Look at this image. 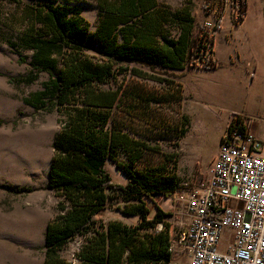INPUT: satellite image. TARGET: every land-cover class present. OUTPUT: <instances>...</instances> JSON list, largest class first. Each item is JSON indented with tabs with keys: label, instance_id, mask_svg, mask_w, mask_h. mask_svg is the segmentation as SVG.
Listing matches in <instances>:
<instances>
[{
	"label": "trees",
	"instance_id": "16d2710c",
	"mask_svg": "<svg viewBox=\"0 0 264 264\" xmlns=\"http://www.w3.org/2000/svg\"><path fill=\"white\" fill-rule=\"evenodd\" d=\"M11 1L16 4L12 19L26 25L22 36L33 51V68L52 75L46 82L48 102L40 105L64 116L52 143L47 188L59 200L46 226L43 264H168L171 212L163 210L157 198L172 197L176 190L179 178L173 168L178 154L170 153L166 164L145 161L144 155L155 147L133 122L144 121L141 113L153 111L150 104L161 98L140 85L125 90L118 75L168 82L181 104L180 82L165 76H179L177 72L193 64L195 50L207 48L192 39L193 0L177 7L164 0H94L99 16L93 33L80 6L60 5L57 0ZM39 23L50 36L41 34ZM168 26L177 29L176 37L170 36ZM89 48L100 57L89 54ZM113 80L116 85H110ZM122 113L128 124L120 118ZM190 123L184 115L176 136H185ZM179 138L172 142L175 149ZM108 161L125 174L126 184L113 181ZM118 196L125 202L122 212L138 216L136 224L103 221L100 213ZM78 237L83 240L74 259L63 257L61 250Z\"/></svg>",
	"mask_w": 264,
	"mask_h": 264
},
{
	"label": "rangeland",
	"instance_id": "374dc122",
	"mask_svg": "<svg viewBox=\"0 0 264 264\" xmlns=\"http://www.w3.org/2000/svg\"><path fill=\"white\" fill-rule=\"evenodd\" d=\"M164 1L177 7L184 0ZM253 2L254 0H193L192 15L195 26L192 39L194 43L197 41L196 46L201 44L207 48L201 52L200 48L198 51L195 50L198 55L201 54V59L194 55L191 59L193 64L189 67L213 69L221 65L215 43L224 7L231 10L232 23H238L253 6ZM57 3L72 8L82 7L81 16L87 21L89 31L95 32L99 11L94 0H57ZM254 6L262 9L264 18V0H258ZM15 10V2L0 0V264H43L46 226L56 215L59 200V197L47 188L53 155L52 143L64 116L56 109H47L48 107L40 105L41 101L48 102L46 82L52 75L47 71L39 72L33 68L31 64L33 51L22 36L26 25L21 26L12 19ZM41 27L39 23L38 28L41 29L43 36L51 35L49 30ZM168 27L170 36L176 37L177 29ZM222 34L225 38H230L228 32ZM87 52L100 57L94 48H89ZM56 57L60 58L59 55ZM203 57L206 59L201 62L204 60ZM238 63L237 61V65ZM240 65L252 75L254 65L251 62ZM130 66L150 71L148 67H142L138 63H131ZM176 74L179 76L165 78L179 84L184 73ZM206 82L210 81L203 84ZM116 84L115 80L110 83ZM118 84L125 90L132 85H140L144 90L161 98L159 102L152 101L150 104L153 111L141 113L144 121L137 119L133 122L135 130L145 135L155 147L144 155L145 161L149 165L166 164L170 153L175 151L178 154L173 168L175 174L182 173L187 176L197 173L201 178L206 177L219 150L221 137L228 127L229 119L238 112L224 108L213 110L206 107V105L211 107L209 104L204 102L196 104L190 100L186 101L187 106L184 108L185 103L180 104V95L170 83L146 80L130 73L118 75ZM197 107H202L203 110L196 112L194 109ZM199 114H202L203 118L199 117ZM184 115L190 117V128L185 136L179 138L176 133ZM124 116L122 113L120 118L128 124L129 120ZM249 126L252 130L254 125L251 119ZM175 138H179L180 141V146L176 149L172 145ZM118 157L124 159L122 154ZM168 164L170 167L173 166L171 163ZM106 169L114 182L126 184L127 177L115 162L108 161ZM20 187H28L31 190L16 192L15 189ZM109 192L114 194L112 191ZM157 202L163 210L171 212L170 197H158ZM124 203L119 196L111 198L100 213L103 221L119 219L128 224H136L138 216H129L122 212ZM82 240V237H78L66 245L61 250L63 257L74 259V253ZM187 262V255L175 253L170 264Z\"/></svg>",
	"mask_w": 264,
	"mask_h": 264
},
{
	"label": "built area",
	"instance_id": "2783aa9c",
	"mask_svg": "<svg viewBox=\"0 0 264 264\" xmlns=\"http://www.w3.org/2000/svg\"><path fill=\"white\" fill-rule=\"evenodd\" d=\"M249 120L231 116L206 177L178 174L168 216L171 261L180 253L187 264H264V144Z\"/></svg>",
	"mask_w": 264,
	"mask_h": 264
},
{
	"label": "crops",
	"instance_id": "0c3cea01",
	"mask_svg": "<svg viewBox=\"0 0 264 264\" xmlns=\"http://www.w3.org/2000/svg\"><path fill=\"white\" fill-rule=\"evenodd\" d=\"M255 3L258 0H254L238 23H232V12L224 7L215 43L221 65L213 69L188 67L180 71L184 73L180 84L184 108L190 100L196 104H209L211 107L206 105L209 109L224 108L245 113L253 122V134L264 144V18L262 9L254 6ZM222 32H228L230 38H225ZM250 62L254 65L252 75L240 65ZM201 81L210 82L203 84ZM200 109L203 110L202 107L194 110Z\"/></svg>",
	"mask_w": 264,
	"mask_h": 264
}]
</instances>
